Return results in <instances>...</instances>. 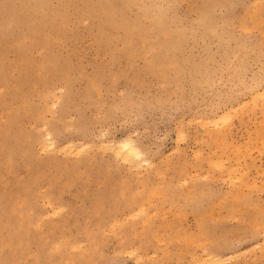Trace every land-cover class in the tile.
<instances>
[{
    "label": "rangeland",
    "instance_id": "obj_1",
    "mask_svg": "<svg viewBox=\"0 0 264 264\" xmlns=\"http://www.w3.org/2000/svg\"><path fill=\"white\" fill-rule=\"evenodd\" d=\"M207 254L264 264V0H0V264Z\"/></svg>",
    "mask_w": 264,
    "mask_h": 264
},
{
    "label": "bare ground",
    "instance_id": "obj_2",
    "mask_svg": "<svg viewBox=\"0 0 264 264\" xmlns=\"http://www.w3.org/2000/svg\"><path fill=\"white\" fill-rule=\"evenodd\" d=\"M258 8H260V7H258ZM47 135H48V132H47ZM117 144H114V145H116V147H115V149H113L114 150V152H115V154L117 155V156H119V157H121L123 160H132V159H141V161H142V157H143V155H142V152L140 151V149L138 148V146L136 145V143L134 142V140H132L131 138H125V139H123V140H121V141H117L116 142ZM72 144V143H71ZM74 145V144H73ZM45 145H43L42 147H44ZM48 146L50 147V148H54L55 147V141L53 140V138H52V136H51V134L49 133V140H48ZM71 146V145H70ZM83 146V145H82ZM81 146V147H82ZM66 147V146H65ZM114 147V146H113ZM80 152H81V150H80ZM77 155V154H76ZM134 161V160H133ZM132 161V162H133ZM144 161V160H143ZM143 211V210H142ZM162 242H164L163 240H162ZM258 245V244H257ZM256 245V246H257ZM127 251V250H126ZM134 252V251H133ZM244 252V251H243ZM239 253V252H238ZM237 253V254H238ZM131 254V253H130ZM236 255V254H235ZM239 255V254H238ZM207 256V263H209L210 264V262H211V264L214 262V261H212V260H217V262H218V257H216L215 255H213V254H207L206 255ZM229 257H231L230 255H229ZM204 258H206V257H204ZM203 258V259H204ZM220 259V258H219ZM256 259V258H255ZM205 261V260H204ZM215 263V262H214Z\"/></svg>",
    "mask_w": 264,
    "mask_h": 264
}]
</instances>
